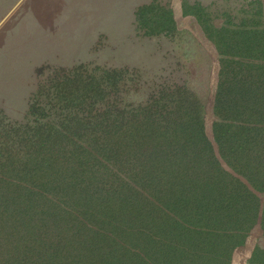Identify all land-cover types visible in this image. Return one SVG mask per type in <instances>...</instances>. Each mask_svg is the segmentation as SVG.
Masks as SVG:
<instances>
[{"label": "trees", "instance_id": "1", "mask_svg": "<svg viewBox=\"0 0 264 264\" xmlns=\"http://www.w3.org/2000/svg\"><path fill=\"white\" fill-rule=\"evenodd\" d=\"M183 8L218 54L215 147L209 97L185 84L123 103L120 70L72 73L48 94L55 106L40 88L33 122L0 126V264H229L258 203L220 159L264 190V23ZM135 18L145 35L177 31L155 2Z\"/></svg>", "mask_w": 264, "mask_h": 264}, {"label": "rangeland", "instance_id": "2", "mask_svg": "<svg viewBox=\"0 0 264 264\" xmlns=\"http://www.w3.org/2000/svg\"><path fill=\"white\" fill-rule=\"evenodd\" d=\"M152 2L171 10L175 33L136 29L137 8ZM184 2L204 8L203 23H264V0H0V126L33 122L28 108L40 88L36 99L55 106L48 94L72 73L84 82L120 70L123 103L183 84L207 95L210 135L218 54Z\"/></svg>", "mask_w": 264, "mask_h": 264}, {"label": "crops", "instance_id": "3", "mask_svg": "<svg viewBox=\"0 0 264 264\" xmlns=\"http://www.w3.org/2000/svg\"><path fill=\"white\" fill-rule=\"evenodd\" d=\"M207 136L215 147L212 132ZM215 150L217 152L216 148ZM220 161L225 169L238 177L256 195L258 203L256 219L241 242L232 249L229 264H240L241 258L242 264H264V190L255 189L244 177L233 172L221 159Z\"/></svg>", "mask_w": 264, "mask_h": 264}]
</instances>
